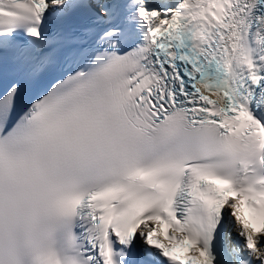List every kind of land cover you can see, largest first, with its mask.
Returning a JSON list of instances; mask_svg holds the SVG:
<instances>
[{
  "label": "snow or ice",
  "instance_id": "6c2138e0",
  "mask_svg": "<svg viewBox=\"0 0 264 264\" xmlns=\"http://www.w3.org/2000/svg\"><path fill=\"white\" fill-rule=\"evenodd\" d=\"M0 264H264V0H0Z\"/></svg>",
  "mask_w": 264,
  "mask_h": 264
}]
</instances>
